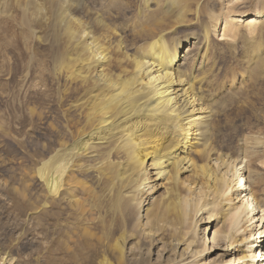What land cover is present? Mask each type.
Listing matches in <instances>:
<instances>
[{
	"label": "bare ground",
	"instance_id": "1",
	"mask_svg": "<svg viewBox=\"0 0 264 264\" xmlns=\"http://www.w3.org/2000/svg\"><path fill=\"white\" fill-rule=\"evenodd\" d=\"M200 2L137 0L130 31L122 19L132 0H0V33L46 45L57 78L56 147L38 168L39 214L57 225L60 246L74 240L95 264H264V241L254 237L264 233L256 169L264 140L245 135L244 149L218 140L202 85L212 30L192 27ZM226 13L222 36L231 38L238 25ZM242 22L254 33L264 12ZM179 27L181 38L169 35ZM259 47L252 63L263 73ZM206 219L212 246L199 236ZM159 246L173 257L144 254Z\"/></svg>",
	"mask_w": 264,
	"mask_h": 264
},
{
	"label": "rangeland",
	"instance_id": "2",
	"mask_svg": "<svg viewBox=\"0 0 264 264\" xmlns=\"http://www.w3.org/2000/svg\"><path fill=\"white\" fill-rule=\"evenodd\" d=\"M132 1V8L126 11L125 18L122 19L123 23L129 21L132 25L130 31L134 30L133 26L137 22V0ZM232 1L201 0L202 14L192 27L195 32L206 25L212 30L208 44L209 65L203 68L208 79L202 85L205 100L212 103V121L222 131L218 140L244 149L247 136L264 140V71L258 72L252 63L255 45L260 46L264 53V23L259 24L254 33H249L242 21L260 10L264 12V0ZM226 12L231 15L228 19H234L238 25V30L231 38L222 36ZM126 27L129 30V26ZM2 33L0 263L2 257H7L13 258L14 264H95L99 260L94 261V257L87 260L89 252L83 247L77 250L74 240H67L69 248L65 242L60 246L57 234L53 233V228L57 225L49 218L41 219L38 211L45 193L44 184L38 178V168L41 161L56 147L54 128L57 125L58 85L48 47L32 39L25 43L20 31L16 36L11 32ZM184 33L185 28L179 27L169 35L181 38ZM248 62L252 63L251 67ZM245 135L247 136L244 137ZM258 146L257 149H263L262 144ZM256 169L264 172V165L258 163ZM31 207L38 208L34 211ZM207 221L208 219L201 223L204 225L201 228H207V231L203 232L201 229L199 236L207 246H212L216 243L212 240L215 227L211 221ZM259 224L260 221L254 225ZM262 230L254 235L255 238L258 237V241H264ZM160 246L153 253L144 254L152 262L173 257V253H163ZM214 249L212 256L209 253L205 262H209V257H216L219 250ZM229 250L231 252L227 258L235 257L234 249Z\"/></svg>",
	"mask_w": 264,
	"mask_h": 264
}]
</instances>
